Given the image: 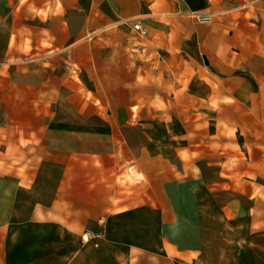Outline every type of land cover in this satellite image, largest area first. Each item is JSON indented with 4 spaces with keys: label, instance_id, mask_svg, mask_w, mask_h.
Segmentation results:
<instances>
[{
    "label": "crops",
    "instance_id": "crops-1",
    "mask_svg": "<svg viewBox=\"0 0 264 264\" xmlns=\"http://www.w3.org/2000/svg\"><path fill=\"white\" fill-rule=\"evenodd\" d=\"M0 264H264V0H0Z\"/></svg>",
    "mask_w": 264,
    "mask_h": 264
},
{
    "label": "built area",
    "instance_id": "built-area-1",
    "mask_svg": "<svg viewBox=\"0 0 264 264\" xmlns=\"http://www.w3.org/2000/svg\"><path fill=\"white\" fill-rule=\"evenodd\" d=\"M195 19L198 21V22H204V23H209L211 22V16L209 14H196L194 15ZM133 28L135 30H140V24L139 23H135ZM100 236V233H93L92 231L90 230H85L84 231V234H83V239L84 240H87L89 238H96V237H99Z\"/></svg>",
    "mask_w": 264,
    "mask_h": 264
}]
</instances>
